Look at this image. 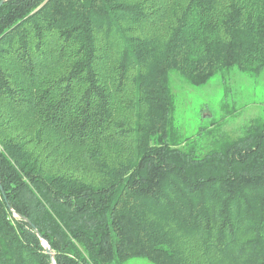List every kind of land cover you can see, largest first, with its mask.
<instances>
[{
  "label": "trees",
  "instance_id": "trees-1",
  "mask_svg": "<svg viewBox=\"0 0 264 264\" xmlns=\"http://www.w3.org/2000/svg\"><path fill=\"white\" fill-rule=\"evenodd\" d=\"M233 70L264 73V0H6L0 264H264V117L173 116L171 72Z\"/></svg>",
  "mask_w": 264,
  "mask_h": 264
},
{
  "label": "rangeland",
  "instance_id": "rangeland-1",
  "mask_svg": "<svg viewBox=\"0 0 264 264\" xmlns=\"http://www.w3.org/2000/svg\"><path fill=\"white\" fill-rule=\"evenodd\" d=\"M169 80L174 96V121L184 136L195 135L202 127V130L208 128L206 131L218 128L220 133L236 138L242 135L244 128L251 122L264 117V73L259 78L251 79L236 70L231 71L225 85L227 92L219 78L212 79L204 87L189 85L176 72L169 74ZM226 108L232 111L230 115L224 112ZM210 122L216 126L211 127ZM210 138L209 134L205 135L204 143ZM125 264L151 263L135 258Z\"/></svg>",
  "mask_w": 264,
  "mask_h": 264
},
{
  "label": "water",
  "instance_id": "water-1",
  "mask_svg": "<svg viewBox=\"0 0 264 264\" xmlns=\"http://www.w3.org/2000/svg\"><path fill=\"white\" fill-rule=\"evenodd\" d=\"M6 0H2L1 2H0V6L5 2ZM46 250H47V253H50V250H49V248L48 247H46ZM52 256V255H51Z\"/></svg>",
  "mask_w": 264,
  "mask_h": 264
}]
</instances>
